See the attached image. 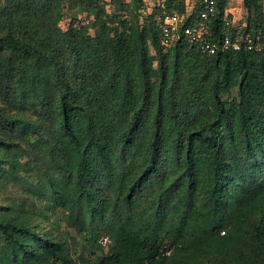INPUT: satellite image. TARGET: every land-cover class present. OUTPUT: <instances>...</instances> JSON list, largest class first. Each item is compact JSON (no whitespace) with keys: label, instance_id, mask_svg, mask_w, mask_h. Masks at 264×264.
Here are the masks:
<instances>
[{"label":"trees","instance_id":"trees-1","mask_svg":"<svg viewBox=\"0 0 264 264\" xmlns=\"http://www.w3.org/2000/svg\"><path fill=\"white\" fill-rule=\"evenodd\" d=\"M184 7L0 0V264H264V52L166 49Z\"/></svg>","mask_w":264,"mask_h":264},{"label":"built area","instance_id":"built-area-1","mask_svg":"<svg viewBox=\"0 0 264 264\" xmlns=\"http://www.w3.org/2000/svg\"><path fill=\"white\" fill-rule=\"evenodd\" d=\"M221 1L188 0V6L183 12L176 9H162L156 17L162 45L168 49L179 40H184L208 56L223 51L264 52V42L233 28L231 22L226 19L220 37L218 40H213L210 21ZM98 243L106 247L109 240L103 236L98 239Z\"/></svg>","mask_w":264,"mask_h":264},{"label":"rangeland","instance_id":"rangeland-1","mask_svg":"<svg viewBox=\"0 0 264 264\" xmlns=\"http://www.w3.org/2000/svg\"><path fill=\"white\" fill-rule=\"evenodd\" d=\"M186 0H184L185 2ZM241 1V0H240ZM239 0H236V4H235V7H236V10H235V15L239 18V22L240 23H245V19H246V16H247V10L243 7L242 5V1L240 2ZM126 2H129V0H126ZM143 4H144V8L145 10L142 11L144 12V14H149L153 9L154 7H157L158 5L162 4L164 2V0H142ZM259 3L261 4L262 6V11L264 12V0H259ZM60 26L62 28H64L66 26V22L63 21ZM76 239H78V235H75L72 234ZM105 248V247H104ZM106 249V248H105Z\"/></svg>","mask_w":264,"mask_h":264},{"label":"crops","instance_id":"crops-1","mask_svg":"<svg viewBox=\"0 0 264 264\" xmlns=\"http://www.w3.org/2000/svg\"><path fill=\"white\" fill-rule=\"evenodd\" d=\"M240 1V0H239ZM242 1V0H241ZM240 1V2H241ZM236 0H230V4L226 10V13L229 14L231 16L230 22L233 25V28L239 29L241 30V28L245 25L244 23H240L239 22V18L235 15V4H236ZM188 6V0L185 1V7L184 10L186 9V7Z\"/></svg>","mask_w":264,"mask_h":264}]
</instances>
